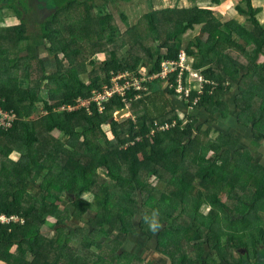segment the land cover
Returning <instances> with one entry per match:
<instances>
[{
    "label": "trees",
    "instance_id": "1",
    "mask_svg": "<svg viewBox=\"0 0 264 264\" xmlns=\"http://www.w3.org/2000/svg\"><path fill=\"white\" fill-rule=\"evenodd\" d=\"M115 1L36 0L42 16L32 36L26 2L0 1L19 21L0 27V215L10 219L0 223V264H97L99 254L85 253L104 248L107 239L110 257L138 253L132 261L143 264L139 249L121 237L139 229L172 264H264V163L261 153L251 154L240 136L225 131L223 121L236 83L237 124L264 146V26L257 10L243 0L246 7L237 10L244 23L233 20L222 28L217 9H154L124 30L110 13ZM120 17L128 24L125 14ZM40 47L55 71L47 69ZM236 51L246 63L235 58ZM182 53L196 58L194 71L205 81L201 91L187 88L184 73L180 93V70L160 77L163 63L180 61ZM103 55L100 65L92 60ZM89 57L95 68L90 73ZM87 73L89 82L83 80ZM119 77L124 92L96 102L95 93L113 88ZM134 81L143 90L126 88ZM164 83L169 86L161 90ZM126 109L130 115L117 119ZM195 109L213 117L204 131ZM190 151L194 156L187 159ZM13 154L23 162L15 163ZM166 173L168 186L161 184ZM31 184L40 185L38 193L32 194ZM67 199L74 209H61ZM151 211L161 220L149 232ZM87 215L91 226L81 230V246L70 245L75 231L64 222ZM49 217L60 225L51 251L40 233ZM70 247L74 255L65 253Z\"/></svg>",
    "mask_w": 264,
    "mask_h": 264
},
{
    "label": "rangeland",
    "instance_id": "2",
    "mask_svg": "<svg viewBox=\"0 0 264 264\" xmlns=\"http://www.w3.org/2000/svg\"><path fill=\"white\" fill-rule=\"evenodd\" d=\"M2 1V0H0ZM23 3L27 4V6L30 8V23H29V27H28V34L29 35H35L38 34L37 33V23H39L41 21V12L38 10L37 5L42 6V4H39L40 1H38L37 5H36V0H20ZM252 2V6L255 10H257V15L255 16V18H257L261 24L264 26V0H251ZM176 6H179L180 8H195V7H206V8H211V9H218L215 10L216 11V15L218 18H220L221 22H223L222 28H224L228 23H230L231 21H236L240 24L244 23L245 17L244 15H241L240 12L237 10V6H241V7H246V1L243 0H219V4L213 5V3L210 0H116L115 1V6H110V13L113 14L114 19H115V24H121L122 27L125 29L127 28H133L136 25H138L140 23V21L143 19V17H145V15H147L149 12H151L154 9H163V8H174ZM52 8V11H54L55 8H53L52 6H49ZM36 8V9H35ZM257 8H262L261 13H258L259 10ZM51 10V9H50ZM45 12V11H43ZM120 14H125L126 18L128 19V24L126 22V20H123V22L121 21V17ZM15 16V12L11 9L8 8H2L0 7V19L3 18L4 22H0V27L3 26H8L11 27L13 25H17L19 23V21L16 18H13ZM124 23V24H123ZM123 30V31H124ZM125 32V31H124ZM200 34V29L197 30V32H194L193 36H198ZM129 42H131V44H133L132 39H129ZM146 43V41H145ZM239 44H241V40L238 41ZM25 41H20L19 45L20 47H24L25 46ZM147 44L149 46H153V41H147ZM154 50L156 51V47H154ZM185 52V51H183ZM237 53H239V51H236ZM235 53V58L237 60H243L244 58L242 56H240L239 54ZM39 54L40 55H44L45 59H46V66L47 69L51 72L56 70V63L54 62V60L49 59L48 54L44 51L43 48L39 49ZM141 55V54H139ZM143 55V54H142ZM105 58H107L106 55L103 56H96L95 58H93L92 60H95L96 63H98V65L102 64L105 61ZM90 57L88 58V71L89 73L95 69L91 66L90 64ZM165 63V62H164ZM163 63V64H164ZM194 63H197L196 58H190L188 57L185 60L184 63V68L186 70H189L188 72H190L188 74L187 73V79L185 81V84L187 85V88H192L193 90L197 89V90H202L203 86L205 84L202 72H194L193 73V65ZM244 63H246V60L244 59ZM164 66L165 72H164V77H166L168 74H170L171 70L167 69ZM99 69V68H97ZM89 73H87L86 76H83V80L85 82H89ZM145 73H149V70H145ZM158 77H150L149 80H153V79H157ZM122 78L120 77L119 80H121ZM115 87L118 84L115 80ZM139 91L143 90V86L141 83L137 82L133 84ZM131 87V85H129ZM160 89L161 90H166V88L169 86L168 83H164L163 85L160 84ZM117 87H119L117 85ZM139 87V88H138ZM201 88V89H200ZM118 91L120 93H123V89L119 87ZM179 91H181V88H179ZM237 92V84H236V90L232 89V92L227 96L226 98V102L229 103L230 106H233L234 111H231L230 114L228 115L227 118L223 119L224 121V129L227 133H231V134H235L237 136H240L243 140H244V144H249L250 145V152L251 154H253V152H258L261 153V157L257 156L260 161H262L264 163V146L260 145L259 143H257L256 141L252 142L250 141L252 138V134L249 129H246L244 132V127L237 124L236 118H237V112L235 110V95ZM44 96H46V94H43ZM173 99V97H171ZM178 99V98H177ZM175 101V104L181 108L183 107V104L180 102L181 100L178 99ZM240 104L242 103L241 100H239ZM239 106V105H238ZM240 108V107H238ZM39 112V111H38ZM40 118L44 116V120L45 121V115L42 112H39ZM200 114H203L201 116V118H198V121L196 123V125L199 124H203L202 127V131L206 130V128L208 127L207 124L205 123L206 120H208V116L207 113L201 112ZM199 114V115H200ZM130 115V112H126L123 115L120 113L117 114V119H121V118H126L127 116ZM36 116V117H37ZM181 118L184 119V126H186L188 124V120L187 117L185 116V113L181 112ZM35 117V118H36ZM217 116H215L216 118ZM202 121V122H201ZM219 126V125H218ZM220 127V126H219ZM109 134H111L110 129L108 130ZM217 134L212 133L210 135L211 139H214L216 137ZM198 136L204 140L207 141L208 137L205 133H198ZM250 141V142H249ZM204 144V143H203ZM186 158H191L194 156V151H190L189 153L186 154ZM213 153H209L208 156H212ZM13 160L15 161V163L20 164L21 162H23L21 157H17L16 155H12ZM102 172V171H101ZM2 177V176H0ZM166 180L161 182V184L165 183V186H168V183L166 182L167 180H169L171 178V174H165ZM3 178V177H2ZM152 182V180H151ZM35 185V186H34ZM32 187V194H36L38 193V191L40 190V185L39 184H31ZM158 190H156L155 193H157ZM65 195L68 196L69 192H65ZM66 196V198H68ZM223 201H227V197L226 195L222 196ZM229 204H231V202L229 201ZM64 205H67V207L74 209L75 207L73 206L72 203L68 202V199L66 200V203L63 204V206H61V209H64ZM65 210V209H64ZM202 211L207 213L209 211L208 206H204L202 208ZM155 214V218L157 220H161V218H158L157 214L154 213L153 211L150 212V215L148 217V222L150 223V221L153 218V215ZM92 216L94 217L95 214L93 213ZM139 218H141V216L139 215ZM16 220H18L19 218L16 217ZM90 219L91 216L87 215L83 220H79L77 218H73V219H68L65 223V225H63L67 230H74L75 231V235H73V242H70V245H76V246H81V241L84 239V234H86L85 232H82L81 230L86 231L87 228H89L91 226L90 223ZM10 221L9 218H7L5 215H0V223H8ZM56 219H52V218H47L46 222L41 226L40 228V233L42 234V237L47 240V244L49 246V250L51 251V240L55 239L57 237L58 231L57 229L60 227L59 224H55ZM139 227V226H138ZM146 230H148L149 232L151 231L149 224H146ZM79 231V232H77ZM114 233L117 232V234H119L118 230H113ZM69 232V231H68ZM138 234H130L129 237H125L124 235H121V237H123V239H126V243L127 245L132 246V242L135 241L134 237H136L137 239L141 236V230L139 229V231H137ZM119 238V236H116ZM132 239V241H131ZM91 240L95 241L94 238ZM100 240V239H97ZM108 243H110L111 241L109 239H107ZM108 243L106 245H104V248L102 249H98L95 247L92 248V250L94 251H87L85 253V255H87V253H97L100 255V258L97 261V264H109L111 261V257L110 255L111 253V246L108 247ZM134 244H136V241L134 242ZM86 245V244H85ZM117 247L121 249V244H119V242H117ZM132 248V247H131ZM134 248V246H133ZM187 249H191L190 246ZM149 252H147L145 254L146 257H154L157 253L160 254V256L155 259L156 261L161 262V264H172V260L170 258H167L163 255L162 251L159 250V248L153 246L152 249H147ZM66 254H70V255H74V251L72 250L71 253V247L70 249H66L65 250ZM191 255V257L193 258L195 255L193 253H189ZM239 253L236 254L237 257H239ZM110 257V258H108ZM140 257V254L136 253V254H132L131 258L133 260H137ZM55 258L54 252H51L49 254V260L52 262ZM110 260V261H109ZM125 261V260H124ZM126 262V261H125ZM143 264H147L146 261H142ZM141 262V263H142ZM139 263V261H137V264ZM88 264V263H86ZM91 264V263H89Z\"/></svg>",
    "mask_w": 264,
    "mask_h": 264
},
{
    "label": "crops",
    "instance_id": "3",
    "mask_svg": "<svg viewBox=\"0 0 264 264\" xmlns=\"http://www.w3.org/2000/svg\"><path fill=\"white\" fill-rule=\"evenodd\" d=\"M258 10H259V12L258 13H261V11H262V8H257ZM218 10V9H217ZM263 12H264V10H263ZM260 22V21H259ZM261 23V22H260ZM40 48H42V47H40ZM45 51V50H44ZM238 54V53H237ZM41 57H42V59L46 62V59H45V57H44V55H41ZM243 58H244V56H242ZM49 59H51V58H49ZM52 60V59H51ZM239 62H244V59L243 60H238ZM195 71L193 70V73H194ZM190 72H188V74H189ZM201 89V88H200ZM233 90H236V83H234V86H233ZM229 104V103H228ZM234 106H235V103H234ZM229 108H230V110L231 111H234V109H233V106H230L229 105ZM201 112H204V113H207L206 112V110L204 109H195L194 111H193V113H195L196 115H197V117L199 118H201V116L203 115V114H200ZM200 114V115H199ZM207 116H208V118L209 119H212L213 117L211 116V115H209L208 113H207ZM207 121V120H206ZM202 122V121H201ZM218 128H219V130H220V127L218 126V125H216ZM244 132H245V129H244ZM241 138V137H240ZM241 143H242V145L244 146V145H246V146H244V147H247L248 146V144H244V140L241 138ZM134 240L136 241V244H134V242L135 241H133L132 242V246H130V245H127V243L126 242H123L122 240V243L124 244V245H126V246H129V247H132L133 248V246L135 247V248H138L139 249V252L141 253V256H142V258H143V260L144 261H146L147 262V264H161V262H159V261H156L155 259H157L159 256H160V254H156L154 257H146L145 256V254L147 253V252H149L147 249H152V242L150 241V238L149 237H147V236H143V234H141V236L137 239L136 237H134ZM131 241H132V239H131ZM114 254L116 255V256H114ZM120 255H118V254H116V253H113V255L111 256V261H110V263L109 264H136L135 262H133L132 261V259H130V258H127V257H123V256H120ZM165 257H167V256H165ZM168 258V257H167ZM126 262H125V261Z\"/></svg>",
    "mask_w": 264,
    "mask_h": 264
},
{
    "label": "built area",
    "instance_id": "4",
    "mask_svg": "<svg viewBox=\"0 0 264 264\" xmlns=\"http://www.w3.org/2000/svg\"><path fill=\"white\" fill-rule=\"evenodd\" d=\"M188 57L186 56V54L185 53H182V55H181V58H180V61H178V62H165L163 65H165V67L167 68V69H170L171 70V72H170V74H168L166 77H164V72H165V69H164V66H163V69H164V71H163V74L160 76V77H162L163 79H168L169 77H170V75L171 74H173L174 72H176V71H178V70H180V76H179V81H180V88L182 87V80H183V75H184V73H186V72H188L189 70H186L185 68H184V63H185V60L187 59ZM120 78V77H119ZM119 78H117V79H115V81L118 83L117 85L120 87V88H122L123 90L125 89V88H123V87H121V83H120V81L122 80V79H124V77H121L122 79L121 80H119ZM137 82H139V81H134V82H132V84L131 83H128L127 85H126V88L127 89H130V86L129 85H131V86H134L133 84L134 83H137ZM139 83H141V82H139ZM117 85H116V87H115V83H114V86H113V88H111V89H106V91L104 92V93H95V101L96 102H100V103H103V102H107L109 99H111L117 92H119L118 91V89H119V87H117ZM139 88V87H138ZM124 92V91H123ZM180 93H182V88H181V91H179ZM120 93V92H119ZM189 93V92H188Z\"/></svg>",
    "mask_w": 264,
    "mask_h": 264
},
{
    "label": "clouds",
    "instance_id": "5",
    "mask_svg": "<svg viewBox=\"0 0 264 264\" xmlns=\"http://www.w3.org/2000/svg\"><path fill=\"white\" fill-rule=\"evenodd\" d=\"M149 226H150V229H151L152 231H155V230H157V229L160 227L159 222H158V221L156 220V218H155V214L153 215V218H152V220L150 221Z\"/></svg>",
    "mask_w": 264,
    "mask_h": 264
},
{
    "label": "water",
    "instance_id": "6",
    "mask_svg": "<svg viewBox=\"0 0 264 264\" xmlns=\"http://www.w3.org/2000/svg\"><path fill=\"white\" fill-rule=\"evenodd\" d=\"M126 112H129L128 109L124 110L123 112L120 113V115L126 113Z\"/></svg>",
    "mask_w": 264,
    "mask_h": 264
}]
</instances>
